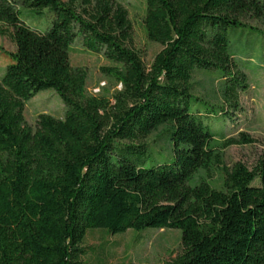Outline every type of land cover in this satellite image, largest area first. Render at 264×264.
Segmentation results:
<instances>
[{
  "label": "trees",
  "instance_id": "16d2710c",
  "mask_svg": "<svg viewBox=\"0 0 264 264\" xmlns=\"http://www.w3.org/2000/svg\"><path fill=\"white\" fill-rule=\"evenodd\" d=\"M144 3L145 36L161 46L149 65L117 0H0V35L15 44L0 75V264H83L89 227L179 228L169 264H264V148L251 165H226V148L255 139H218L202 119L239 108L248 77L227 31L252 28L264 0ZM26 14L50 24L31 27ZM77 37L111 62L100 67L111 93L86 92V70L69 60ZM195 68L223 70L225 105L189 110ZM48 88L63 117L27 124L25 103ZM167 122L173 160L147 166L146 138Z\"/></svg>",
  "mask_w": 264,
  "mask_h": 264
},
{
  "label": "rangeland",
  "instance_id": "374dc122",
  "mask_svg": "<svg viewBox=\"0 0 264 264\" xmlns=\"http://www.w3.org/2000/svg\"><path fill=\"white\" fill-rule=\"evenodd\" d=\"M128 11L132 26V45L137 49L146 65H149L161 46L147 40L143 25L145 10L144 0H117ZM31 27L45 30L50 24V17L36 15L24 16ZM252 28L227 31L228 51L234 68L246 73L248 88L238 96L239 108L231 111V117L220 115L214 109L210 117L203 115L207 128L216 138L237 136L240 131L247 132L254 139L252 144L232 145L225 149L224 162L232 165L242 161L251 165L259 152L264 148V17L249 19ZM15 44L8 37L0 35V75L12 60L6 54L14 51ZM70 64L79 66L87 72V93H111L115 87L103 75L101 66L111 64L102 55L86 50L81 38L77 37L71 45ZM233 68V70H234ZM189 110L202 113L211 105L223 104L221 96L222 81L220 68H195ZM117 87H120L119 85ZM49 113L55 117H63L64 104L58 93L51 89H43L29 99L24 106L23 115L27 124L34 126L39 113ZM171 122L162 124L147 138L146 165L173 160ZM179 228L145 227L142 229L127 228L124 231L110 232L105 227H89L86 230L83 245L85 253L83 264H119L122 261L134 260L148 264H169L180 251Z\"/></svg>",
  "mask_w": 264,
  "mask_h": 264
}]
</instances>
